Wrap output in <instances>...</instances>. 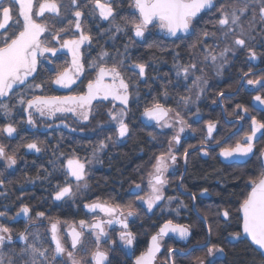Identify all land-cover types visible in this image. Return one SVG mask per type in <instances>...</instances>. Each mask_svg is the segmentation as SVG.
Here are the masks:
<instances>
[{
    "label": "snow or ice",
    "instance_id": "snow-or-ice-1",
    "mask_svg": "<svg viewBox=\"0 0 264 264\" xmlns=\"http://www.w3.org/2000/svg\"><path fill=\"white\" fill-rule=\"evenodd\" d=\"M209 14L211 19L206 23H211L213 30L199 29L198 21ZM49 17L52 19L49 20ZM88 17L93 20L98 17L100 21L108 22L109 27L103 29L100 34L107 35L113 40L117 38L118 33L126 36L131 33L129 41L133 43L136 40L144 41L152 34L153 29H159L166 36L176 39L196 37L190 48L193 52L198 51L202 60L198 62L192 58L188 63L181 64L176 61L173 65L177 76L176 86H179L180 77H183L185 82L190 78L192 80L191 85L186 88L187 94L178 96L176 107L166 106L159 96H154L141 113L146 122H154L155 126L161 129L174 130V134L168 140L167 151L155 156L154 163L147 172L148 191L144 195H136V200L146 205L151 212L165 200L164 187L168 183L165 173L177 162L174 145L181 143V133L190 127L182 114L181 106L188 108L190 104H194L208 87V80L204 75L205 69L200 65H211L219 76L229 63V53L235 56L239 50H246L249 62L258 59L256 44L251 42L257 40V35L264 37V0H224V2L129 0V11L126 15L119 14L117 0H68L67 4L65 0H0V112L4 114L6 120L19 106L27 116L26 123L32 127H36L37 115L40 118L53 119L58 114L71 113L79 121L86 122L92 116L94 101H111L112 107L107 115L109 123L115 125V135L124 138L129 134L127 117L132 93L130 78L126 79V73L131 72L144 79L148 67L147 62H128L129 44L124 45L123 52L117 49L115 53H110L101 48L97 56L89 61L88 67L94 70L95 76L88 81L86 91L69 95L35 94L37 90L43 92L45 84L49 82L71 92L72 86L80 79L85 71L82 46L85 44L90 46L94 38L91 29L86 27ZM64 21H67L65 26L53 31L55 24H64ZM245 23L247 27L244 26ZM97 27H100L99 24ZM257 28L259 32L253 35ZM209 37L215 40L211 45L207 43ZM53 42L59 47L54 46ZM221 43L223 47H220ZM260 44L264 46V38L260 40ZM62 50H66L70 55V62L66 61L55 70L45 68L47 72L53 73L48 81L29 83V78L35 80L34 74L44 66L45 61L49 65L53 64L52 57H57ZM176 56H179V53ZM250 74H253L251 67L242 77L247 85L253 89L264 90V75L250 79L248 78ZM17 88H23L24 91L17 92ZM159 95L165 100L168 98L169 92L166 86ZM217 96L223 97L224 93L218 92ZM13 100L14 103L11 102ZM252 100L259 106H264V95L259 92L252 97ZM199 113L200 109L197 108L193 115L199 118ZM249 113L250 108L243 104H236L228 113L229 116H235L236 121L250 118V125L249 130L245 131L234 145L221 146L222 140L215 141L220 147L219 156L225 160L255 155L254 142L259 139L258 133L264 136V120L258 119L255 115L249 117ZM217 124L218 121H206L207 136L201 141V151L204 155H208V151L205 150L207 141L215 139L213 132ZM177 125H179L178 129ZM64 127L68 125L65 124ZM0 134L13 138L18 134V129L14 123L8 122L0 126ZM112 140V136L100 140L92 149L90 156L81 158L74 151L63 161H60V157L49 161L53 171H60L64 176L63 183L57 182L54 185L51 199L62 202L74 198L80 189H87L88 166L98 161V153L108 147L106 141ZM23 147L37 153L42 151L36 141L26 143ZM193 147V145L188 146V148ZM188 148L183 153L185 164L189 155ZM60 156L65 154L61 152ZM257 159L261 162L259 171L249 176L245 188L250 190L240 194L241 199L236 210L239 218L242 219V232H232L230 236L233 240L242 237L250 240L251 245L256 246L264 255V149ZM0 160L5 162L7 168H12L17 163L16 150L9 152L8 146L0 143ZM58 162L59 168H57ZM0 187H4L3 179H0ZM135 188L143 191L140 184H136ZM207 193L208 189L201 190V195ZM176 199L178 198L169 196L167 202L170 205ZM192 199H196L195 194ZM133 205V201H129L127 205H119L100 201L99 198L96 202L85 203L84 208L94 215L91 222L85 219L79 220V228L76 227V222H62L59 218L46 216L44 211L37 212L33 218L28 205H21L15 216H7V205H5V211H0V264H111L110 251L114 242L109 238L108 228L114 224L123 229L119 232V240L127 249L125 255L130 256L133 254L136 238L135 233L129 230L128 222L130 217L137 215ZM180 207L186 208L187 205L180 201L177 208L171 211L178 215ZM97 212L103 213L107 219L95 215ZM21 215L30 224L47 219L49 225L45 233L42 234L39 230L31 232L28 225L23 231L14 233L3 218L7 217V220L14 221ZM217 215H222L224 220L228 221L231 213L225 208ZM207 216L208 214L205 213L206 223ZM62 223L65 225L64 228H61ZM208 231L211 235V224H208ZM170 233L180 240H187L190 226L174 223L172 219L165 220L158 230L150 235L147 248L135 256L132 264H155L157 254L162 249V241ZM86 236L90 237L89 242L94 244L91 249L85 248ZM17 239L23 245L18 250L11 247ZM104 245L109 247L105 248ZM6 248L9 251L5 252ZM223 251L222 247L213 244L208 247L207 255L211 257L214 253H223ZM178 254L186 255L187 251L169 247L166 264H177L175 257ZM198 260L199 264H204L202 259L198 258ZM261 264H264V261Z\"/></svg>",
    "mask_w": 264,
    "mask_h": 264
},
{
    "label": "trees",
    "instance_id": "trees-1",
    "mask_svg": "<svg viewBox=\"0 0 264 264\" xmlns=\"http://www.w3.org/2000/svg\"><path fill=\"white\" fill-rule=\"evenodd\" d=\"M220 2H224V0H220ZM117 5L119 14L126 15L128 12L127 0H117ZM117 19H119V16ZM210 19L211 14L204 15L198 21L199 29L207 28L212 31V24L206 23ZM66 23L67 21H64V24H55L53 31L65 26ZM97 24H99V28ZM244 26L247 27V24L245 23ZM86 27L91 29L94 38L82 57L85 71L83 73L84 78L75 88L78 91H81L84 84L93 79L95 72L88 67V63L92 60V55L96 57L101 48L108 50L110 53H115L117 49L123 52L124 45L129 44L128 55L130 60L128 62L141 61L148 64L144 79H140L131 72L126 73V79L130 78V86L134 92L133 102L127 117L130 132L124 138L115 135V126L108 124L109 102L94 104L92 116L86 122H80L69 116L61 117L67 122L68 127L65 128L54 127L56 120L60 117L49 120L40 118L38 115L35 117L36 127L29 125L27 128L25 127L24 112L19 106L13 110L12 115L7 120L4 114L0 112V126L12 122L18 129V134L13 138L5 137L3 139V143L8 146L9 152L16 150L17 163L15 169L6 176L0 171V179L4 180V187H0V211H5L4 206L7 205V212L9 210L14 212L18 206L26 204L30 207L33 215L38 211H44L48 217L69 219L80 218L85 215L84 204L96 201L98 198L100 201H108L119 205H127L129 201H133L137 215L133 219L131 229L136 235L138 250L145 248L149 236L167 219L173 221L179 219L180 222L188 223L193 227L192 239L195 242L205 241L206 229L203 221L192 210L191 196L177 190L176 185L180 172L170 175L165 190V200L156 206L152 212H147L141 203L136 200V195H144V192L135 190V185L142 180L155 156L167 151L168 140L173 135L172 130L169 128L158 129L155 126L141 124L138 114L146 104L152 101L154 96H159L161 102L165 103L166 106L176 107L178 96L187 94L186 88L191 85L192 80L190 78L185 82L183 77H180L179 86H176L177 76L173 65L176 61L181 64L188 63L192 58H195L198 62L202 60L200 53L198 51L193 52L190 48L196 37L163 39L157 35L155 36L157 38L156 42L148 39L144 42L136 41L133 43L129 41L130 33L127 36L118 33L115 40L110 39L107 35L102 36L101 31L107 29L109 23L100 21L98 17L95 20L88 17ZM260 40L254 42L259 65L247 60L246 50H239L235 56L229 53V63L219 76L216 75V71L211 65H200L205 69L204 75L208 80V87L198 101L190 104L189 110L181 106L182 114L190 125L185 134L186 138H182L181 143L176 148V152L181 157L189 145L194 147L201 145V141L207 134L206 121H218L213 132L215 139L209 140L211 144L216 143L217 139L222 140L232 131L231 126L236 122L226 123L224 121L217 93L221 91L233 92L244 72H248L250 67L254 69L258 66H264V46H261ZM214 42L213 37L207 39L209 45ZM53 43L55 44V42ZM220 47H223L222 43ZM177 53H179V56H176ZM52 59L54 63L49 65L45 61L44 66L36 74L35 80L31 79L29 83L48 81L49 76L53 73L47 72L45 68L57 69L60 64L68 61V56L64 53H58L57 57H52ZM199 74L197 73V75ZM262 75H264V70L251 74L248 78L255 79L257 76ZM165 86L169 92L166 100L162 95H159L165 90ZM16 91L22 92L24 89L20 88ZM258 92L264 95V90L254 89L250 91L241 88L232 96L221 97L225 114L231 112L236 104H243L250 108V116L255 115L258 119L264 120V106L257 107L252 102V97L257 95ZM35 94H59V89L49 82L45 84L43 92L37 90ZM213 101L216 102L213 103ZM11 102L14 103V100ZM197 108L200 109L199 118L192 119L191 117ZM229 117L232 119L235 116ZM72 129H75V131ZM194 129L195 131H193ZM242 130L243 127L241 126L240 130L222 146L235 144L236 140L244 135L245 131ZM239 133H243L241 137ZM108 136H112L113 140L106 141L108 147L98 156V165L94 168H88V188L84 189L83 199L76 205L69 200L53 201L51 195L54 185L57 182L63 183L64 176L60 171H53L49 161L56 160L57 157H60V161H63L66 156L71 155L74 151L81 158L87 157L96 144ZM258 137L259 139L254 142L255 155H250L242 161H223L219 157L220 147H205L208 155H204L201 148L189 152L181 187L185 192L195 194V208L204 220L205 213L208 214L206 224L207 226L211 224L212 227L210 244L218 245L224 249L222 257L215 259L213 264H261L264 261V257L247 240L244 238L233 240L230 236V233L239 231L240 228V218L236 211L241 199L240 194L250 190V188H245L249 176L259 171L261 162L257 157L264 149V136L259 134ZM32 141L38 143V146L42 149L41 152L28 153L25 151L26 147H23V145ZM61 152L65 156H60ZM57 168H59V162ZM205 188L208 189V193L201 195V190ZM169 196L178 199L169 205L167 202ZM180 201H183L187 207H180L177 215L171 209L177 208ZM225 208L231 213L228 221H225L222 215H217ZM175 259L178 264H183L186 261L178 255ZM111 264H128V261L122 262L121 258L118 257L113 258Z\"/></svg>",
    "mask_w": 264,
    "mask_h": 264
},
{
    "label": "flooded vegetation",
    "instance_id": "flooded-vegetation-1",
    "mask_svg": "<svg viewBox=\"0 0 264 264\" xmlns=\"http://www.w3.org/2000/svg\"><path fill=\"white\" fill-rule=\"evenodd\" d=\"M67 2H68V0H65V4H67ZM127 2H128V6L127 7H129V0H127ZM52 18L51 17H49V20H51ZM104 22H106V21H104ZM67 24V23H66ZM65 24V25H66ZM50 27H52V24L50 23ZM54 29H55V27H54ZM155 31V36H157V35H159L160 37H162L163 39H174V38H165L164 36H163V32H161L159 29H155L154 30ZM131 34V33H130ZM154 35H148V38L146 39V40H148V39H151V41H153L154 40V42H156V40H157V38H155L154 39V37H155ZM146 40H144V41H146ZM136 41H138V42H144V41H139V40H136ZM151 43H153V42H151ZM56 46H58V45H56ZM87 47H89L87 44H85L84 45V47H83V49H82V57H83V55H84V51H86V48ZM60 53H63V52H60ZM65 54V53H64ZM67 55V54H66ZM93 57L92 58H94V55H92ZM68 59H69V57H68ZM257 61H258V59H257ZM258 65H259V62L257 63ZM262 67H264V66H258L257 68H254V69H252V71H254V70H258V69H260V68H262ZM260 71H263V70H260ZM260 71H257V72H255V73H258V72H260ZM254 74V73H253ZM251 75V74H250ZM36 76V75H35ZM84 76V75H83ZM95 76V75H94ZM243 76V75H242ZM242 76H241V78H242ZM84 77H80V79L77 81V83L75 84V85H73L72 86V90H71V92H69V90H67V89H61V88H59L58 86V89H59V94H54V95H69V94H78V93H80V92H82V91H86V85H87V83H85L84 84V87H83V89L81 90V91H78L77 89H75L76 88V86L79 84V82L83 79ZM94 78V77H93ZM241 78H240V80H241ZM239 80V81H240ZM30 81V80H29ZM245 79H243L242 80V85H241V87H240V89L242 88V89H246V90H250V91H253L254 89L251 87V86H249V87H246L245 86ZM18 89H20V88H17L16 90H18ZM239 89V90H240ZM130 92L132 93V96H131V98H130V101H129V110H130V107H131V104H132V102H133V97H134V92H133V90H132V87L130 86ZM255 96V95H254ZM219 101V100H218ZM104 102H109V104H110V108L112 107V103H111V101H104ZM96 103H98V101H94L93 102V106H94V104H96ZM219 103L220 104H222L221 103V101H219ZM221 106V105H220ZM120 106H119V104H118V102H117V108H119ZM143 111V109L140 111V113L138 114V119H139V121H140V114H141V112ZM24 115H25V127H29V125L26 123V120H27V116H26V114L24 113ZM63 116H69V117H71V118H73V119H75V120H78L75 116H73L71 113H66V114H64V115H57V117H55V118H53V119H49V120H54V119H57L58 117H60L58 120H56V123L54 124V127L55 128H65L64 127V125L65 124H67V122L65 121V119H62L63 118ZM62 117V118H61ZM233 119H235V118H233ZM79 121V120H78ZM80 122H82V121H80ZM141 123V122H140ZM235 123V122H234ZM236 123H238V122H236ZM142 124V123H141ZM153 125H155V124H153ZM152 125V126H153ZM15 136V135H14ZM181 138H184V136L183 137H181ZM182 140V139H181ZM25 151L26 152H35L34 150H29V149H25ZM91 153H89L88 155H90ZM182 157H183V155H182ZM182 157H181V161L178 163V167H176V169L175 170H173V171H170L169 172V174L168 175H173L175 172H180V175H181V173H182V169H183V161H182ZM97 165H98V161H97ZM186 165V164H185ZM15 166L16 165H14L13 166V168H11V170H8V171H4L5 169H6V165H5V162L3 161V160H0V171H1V173L3 174V175H7L9 172H11V171H13L14 169H15ZM96 167V166H95ZM91 168V167H90ZM93 168V167H92ZM180 175H179V177H180ZM169 177L170 176H167L166 177V179L167 180H169ZM179 179V178H178ZM75 183V181H73V184ZM167 185H168V183H167ZM142 188V187H141ZM166 190V189H165ZM164 195H165V191H164ZM67 200H69L70 202H72L74 205H76L77 203H79L80 202V200L78 201V200H71V199H67ZM97 201V200H96ZM96 201H90V202H86V203H92V202H96ZM23 202H26V201H23ZM140 202V201H139ZM11 203V202H10ZM21 205H26V204H21ZM21 205L20 206H18L16 209H15V211L14 212H12V210H9V212H7V216H15V214H16V212L19 210V208L21 207ZM156 208V207H155ZM154 208V209H155ZM153 209V210H154ZM152 210V211H153ZM85 211H86V214L85 215H83L82 217H80V218H77V217H74V218H69V219H60L62 222H64V221H67V222H69V223H73V222H76V227L77 228H79V224H78V221L79 220H81V219H85V220H87V221H89V222H91L92 221V219H90L89 217H90V215L92 214L91 212H88L87 211V209H85ZM151 211V212H152ZM39 212V211H38ZM37 213V212H36ZM36 213L33 215L32 213H30V215L33 217V218H35V215H36ZM47 216V215H46ZM101 217V216H100ZM135 217V216H134ZM134 217H130L129 218V230H131L132 231V229H131V224H132V222H133V219H134ZM55 218H57V217H55ZM103 218H105V219H107V217H104L103 216ZM4 219V221L8 224V226L9 227H11L13 230H14V233H18V232H20V231H23L24 229H25V226L26 225H28V229H29V231H31V232H35V231H37V230H39L42 234H44L45 233V230L48 228V225H49V221L47 220V219H44V220H42V221H36L34 224H30L29 222H28V220L25 218V217H23V215H21V216H19V217H17L16 218V220H14V221H11V220H7V217H5V218H3ZM174 223H180V224H184V225H188V226H190L188 223H185V222H180L179 221V219L178 220H176V221H174ZM65 227V225L62 223L61 224V228H64ZM157 230H158V228H157ZM156 230V231H157ZM108 231H109V238L114 242L112 245H111V251H110V260L112 261V259L113 258H121V260H122V262L123 261H128V264H132V260H134V258H135V256L136 255H139L140 254V252H142V251H144L146 248H147V244H146V246H145V248L143 249V250H138L137 249V245H136V238H135V240H134V244H133V254L132 255H130V256H126L125 255V252L127 251V249H125V246L123 245V243L119 240V232H121V231H123V229H121V227L119 226V225H117V224H114V225H112L111 227H109L108 228ZM133 232V231H132ZM134 233V232H133ZM154 233V232H153ZM152 233V234H153ZM192 235H193V227L192 226H190V235H189V237L187 238V240H180L176 235H174V234H169L168 236H166L165 238H164V241L162 242V249H161V252L160 253H158L157 254V258H156V260H155V264H166V261L168 260V248L169 247H171V248H173V249H177V250H186L187 251V254L186 255H179L178 254V257H183L186 261L183 263V264H193V260H195V257H199L200 255H205L206 254V252H207V248L211 245L210 244V242H209V244L207 245V246H205V247H202V248H197V247H193V246H196V245H200V244H202V243H204L205 241H203V242H195L193 239H192ZM136 236V235H135ZM150 237V236H149ZM90 237H88V236H86L85 237V248L86 249H91V248H93L94 247V244L93 243H90L89 241H90ZM149 239V238H148ZM206 239H207V232H206ZM148 242V241H147ZM23 245H22V243L17 239L16 241H15V244L13 245V246H11V247H15L17 250L19 249V247H22ZM104 247L105 248H107V247H109L108 245H104ZM4 251L5 252H7V251H9V249L8 248H6V249H4ZM222 255H223V253L221 254V255H219V256H217V257H214V258H212V259H209L207 262H206V264H213V262H214V260L215 259H219V258H221L222 257ZM178 264V263H177Z\"/></svg>",
    "mask_w": 264,
    "mask_h": 264
},
{
    "label": "rangeland",
    "instance_id": "rangeland-1",
    "mask_svg": "<svg viewBox=\"0 0 264 264\" xmlns=\"http://www.w3.org/2000/svg\"><path fill=\"white\" fill-rule=\"evenodd\" d=\"M127 11H129V7H128V9H127ZM155 29H153V31H152V35H154L155 36V31H154ZM259 32V28H257V31L256 32H254L253 33V35H257V33ZM159 36V35H158ZM160 37V36H159ZM261 36L260 35H257V40L259 39H261L260 38ZM65 38H69V37H65ZM155 38V37H154ZM255 41H253L252 43H254ZM53 45L54 46H56L54 43H53ZM56 47H59V46H56ZM83 47H84V45L82 46V49H83ZM61 52H63V53H65V54H67V51L66 50H62ZM49 56H50V54H48ZM67 56L69 57V59H68V62H70V60H71V57H70V55H68L67 54ZM255 64H257L258 63V61L256 60V61H253ZM65 64V62H63L62 64H60V66H62V65H64ZM59 66V67H60ZM83 75L84 74H82V76H81V78L83 77ZM250 79H252V78H250ZM240 80V79H239ZM238 83H239V81H238ZM237 83V84H238ZM237 86V85H236ZM245 86L246 87H249L248 85H247V83H246V81H245ZM252 102H253V104L255 105V106H257V107H263V106H259L256 102H254L253 100H252ZM190 106L191 105H189V107L188 108H184V109H186V110H189L190 109ZM226 115V117L228 118V119H231L229 116H228V114H225ZM249 117H250V114H249ZM192 119H194V118H197L196 116H192L191 117ZM235 118V117H234ZM233 119V118H232ZM248 123H249V125H250V118L248 119V120H245V121H241V126L243 127V130L242 131H247V127H248ZM108 124H110V123H108ZM111 125H114V124H111ZM115 126V125H114ZM153 126H155V125H153ZM237 126H238V124L237 123H235L233 126H231L232 127V130H234V129H236L237 128ZM156 127V126H155ZM178 127H179V125H177V129H178ZM158 128V127H157ZM158 129H161V128H158ZM164 129H168V128H164ZM207 129V128H206ZM172 130V133L174 134V130L173 129H171ZM187 133V128L185 129V131L183 132V133H181V137H183V136H185V134ZM243 133H239V136L241 137V135H242ZM258 136H259V133L257 134ZM206 136H207V134H206ZM243 136V135H242ZM5 137H6V134H0V143H3L4 142V140L3 139H5ZM4 144V143H3ZM207 144L209 145V144H211L209 141L207 142ZM215 144V143H214ZM232 145H234V144H232ZM224 146H228V145H224ZM178 147V145H174V151H175V154H176V156H177V162H176V164L175 165H172L170 168H169V170L165 173V177H167V176H170V175H168L169 174V172L170 171H173V170H175L176 169V167H178V163L181 161V156L176 152V148ZM220 151V150H219ZM101 153V152H100ZM100 153H98V156L100 155ZM91 155V154H90ZM89 155V156H90ZM220 157V156H219ZM238 158H245V157H237V158H235V159H229V160H225L223 157H220V159H222L223 161H225V162H229L230 160H233V161H242L241 159H238ZM243 160H245V159H243ZM153 163H154V161H153ZM6 165V164H5ZM95 166H97V161L96 162H94V163H92L91 165H89L88 166V168L90 169V167L92 168H94ZM13 168V167H12ZM151 169V165H150V167H149V169H147V171L145 172V174H144V176H143V178H142V180L138 183V184H140L141 185V187H142V189H143V192H144V194H145V192L146 191H148V188H147V172L149 171ZM8 170H11V168H7V166H6V169L4 170V171H8ZM75 184V183H74ZM166 187H167V184L165 185V187H164V191H165V189H166ZM135 190H136V188H135ZM83 196H84V188H82V189H80L79 191H77V193H76V196L74 197V198H72L71 200L73 201V200H82L83 199ZM141 203V202H140ZM141 205L145 208V210L147 211V212H149L148 211V209H147V206L146 205H143L142 203H141ZM155 208V207H154ZM197 211V210H196ZM198 212V211H197ZM93 213L90 215V219H92L93 218ZM95 215H98V216H101V217H103V213H99V212H97ZM163 242V241H162ZM211 246V245H210ZM208 249V248H207ZM206 249V250H207ZM222 253H214V255L213 256H211V257H209L208 255H207V252H206V254L205 255H200L199 257H195V260H193V264H199V260H198V258L199 259H202L203 261H204V264H206V262L209 260V259H212V258H214V257H217V256H219V255H221Z\"/></svg>",
    "mask_w": 264,
    "mask_h": 264
},
{
    "label": "water",
    "instance_id": "water-1",
    "mask_svg": "<svg viewBox=\"0 0 264 264\" xmlns=\"http://www.w3.org/2000/svg\"><path fill=\"white\" fill-rule=\"evenodd\" d=\"M163 36H164L165 38H174V37H168V36H166L165 34H163ZM260 70H264V67H262V68H260V69H258V70H254V71H252V73H255V72L260 71ZM36 74H37V73H35L34 75H36ZM242 77H243V76H242ZM29 80H31V78H29ZM242 80H243V78H241V80L239 81V83H238L236 89H235L233 92H223V93H224V96H232V95H234L235 93H237V92L239 91L241 85H242ZM218 100L221 101V97H220V96H218ZM221 110H222V117H223V119H224V121H225L226 123H234V122H238V126H237V128L234 129V130H232L230 133H228V134L222 139V145H223V144H224V143H225V142H226L231 136H233L234 134H236V133L240 130V128H241V121H236V119H228V118L226 117V115H225V112H224V109H223L222 104H221ZM141 113H142V112H141ZM139 118H140V122H141L143 125H145V126H152V125L154 124V122H146V121L144 120V118L142 117L141 114H140V117H139ZM184 138H186V137L184 136ZM181 139H182V138H181ZM222 145H221V146H222ZM205 147H208V148H219V146H217L216 143H215V144H209V145L206 144ZM200 148H201V145H197V146H195V147L189 149L188 151L191 152V151H193V150L200 149ZM182 161H183V169H182V173H181V175H180V177H179V179H178V181H177V185H176V187H177V190H178L179 192H181V193H183V194L190 195L191 198H192V196H193L192 193H190V192H185V191L182 189V187H181V181H182V178H183V175H184L185 169H186V166H185V160H184L183 157H182ZM192 210H193V212L195 213V215L203 221L204 226H205V229H206V232H207V239H206V241H205L204 243L200 244V245L193 246V247H197V248H202V247L207 246V245L209 244V242H210V235H209V231H208V226H207L205 220L203 219V217H202V216L196 211V208H195V200H193V199H192ZM241 224H242V219L240 218V228H239V231H240V232H242ZM242 238H243V237H242ZM244 239L247 240V241L251 244L250 240H248V239H246V238H244ZM252 246L255 248V250H257V247H256V246H254V245H252ZM257 251L261 254V252H260L259 250H257ZM261 255H262V254H261ZM262 256L264 257V255H262Z\"/></svg>",
    "mask_w": 264,
    "mask_h": 264
},
{
    "label": "crops",
    "instance_id": "crops-1",
    "mask_svg": "<svg viewBox=\"0 0 264 264\" xmlns=\"http://www.w3.org/2000/svg\"><path fill=\"white\" fill-rule=\"evenodd\" d=\"M238 159H241V160H243V159H246V158H243V159H242V158H238ZM230 161H233V160H230ZM230 161H229V162H230Z\"/></svg>",
    "mask_w": 264,
    "mask_h": 264
}]
</instances>
